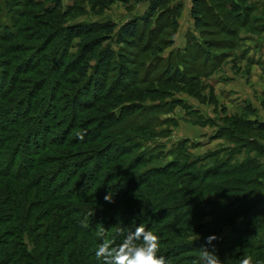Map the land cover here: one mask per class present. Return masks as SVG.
<instances>
[{
  "label": "trees",
  "instance_id": "16d2710c",
  "mask_svg": "<svg viewBox=\"0 0 264 264\" xmlns=\"http://www.w3.org/2000/svg\"><path fill=\"white\" fill-rule=\"evenodd\" d=\"M6 1L4 0V4ZM132 1L136 4L144 2V0ZM170 1L151 0L145 15L135 16L119 28L113 26L115 24L106 22L92 26L70 27L71 32L75 30L74 32L82 35L87 33L83 36L86 38L82 39L79 47L78 61L71 63L67 69L68 72L77 71L75 79L65 78L64 71L60 70L63 64L62 59L56 65V81L53 86L47 82L49 79H46L34 81L30 89L23 87L28 84L23 76L36 70L42 60L37 62L32 70L31 68L27 70L31 63L30 57L25 62L19 60L9 80H7L8 72L0 71V101L8 102L10 105L3 108L0 106V195L2 190L7 194L5 197L1 195L0 198V264H29V262H34L32 264H72V262L76 264L79 260L81 264H102L94 255L98 244L114 238L119 243L122 239L118 235L120 227L125 228L126 231L131 228L134 230L140 223L159 236L158 255L164 256L169 263L172 261L181 263L192 253L200 254L202 245L208 247L209 251L214 250L216 255L241 245L237 239L232 241L220 236L211 245H207L204 239L193 241L189 237L193 231L201 238L220 234L218 232L221 231L217 229V226L225 221L226 216L233 214L231 213L234 209L233 205L238 201L243 202L248 194L237 197L232 204L222 203L218 199L212 200L204 197V194L210 193L218 198L219 195L225 197L238 186L237 184L245 183L244 179L232 180L233 177L246 175L251 164L256 165V161L242 160L230 164V161L234 159L228 157L229 160L216 162L213 170L205 173L189 172L169 182L166 180L167 177H173L175 174L171 172L172 169L187 171L191 169V166L199 164L200 160L190 162L188 156L181 152L184 150L183 146L179 145L171 153L165 154L166 157L164 155L156 157L160 160L171 157L172 160L165 165L145 168L153 158L152 155L147 157L145 153L136 156L132 163L128 164L124 161V156L132 153L127 144L132 139L122 137L109 139V135L117 131L108 128L115 123L121 125L120 130L135 126L121 121V116H112L109 120L110 124L101 123L100 128L96 130L97 134L91 133L82 140L75 136L71 137L78 122L75 117L80 112L92 108V105L88 101L81 102L78 93L73 96L65 94L63 97L66 100L63 104L60 103L63 98L59 95V89L64 81L74 86L79 85L86 80L92 70L94 77H103L106 70L113 63L115 64L118 58L122 59L121 48L119 52H116L108 45L103 46L104 42L112 40L113 37L119 47L126 44L135 48L134 41L142 35L139 26L145 29L149 27L153 19L160 16L162 10H165L166 15L170 17L172 25L176 26L177 22L174 19L182 11V3L181 0H176L178 3L172 6L169 4ZM234 1L235 4L233 0H213V5L212 0H191L190 17L194 29L198 30L206 25L205 17H209L211 22L220 25L219 19L223 21L228 20L225 17L230 19L229 11L233 13L239 26L246 25L250 7H240L241 0ZM27 3L28 0H26ZM54 4V9L59 10V0H54ZM241 15L243 16L240 20ZM60 24L53 21L49 25L51 29L56 30L59 29ZM90 32L103 34L101 37L91 38ZM171 44L172 42H169L165 46ZM200 46L205 47L204 42L194 46L193 55H198ZM12 51L19 52L17 48ZM206 51H203L202 67L216 60L213 54H209L208 49ZM61 55L63 59H68L67 45H63ZM187 60L188 56L173 55L167 61L163 71L166 75L163 78L164 82L169 80L170 83L185 85L189 81L187 72H191L189 75L202 74L201 71L197 73V70L202 68L197 62L191 65ZM27 61L29 65L26 64ZM161 61L157 59L155 62ZM120 63L119 81H124L126 67L125 64L122 65L123 62ZM170 64L172 68H168ZM154 71H157V68ZM30 83L32 84L31 80ZM98 83L102 84V82ZM54 94H56V109L46 105ZM104 97L106 98L107 95ZM58 119L60 120L57 121ZM240 126L264 133V124L258 122L242 120ZM53 131H60L56 138L51 134ZM104 133L108 134L104 136L102 135ZM128 139L130 140L126 141ZM136 139L132 141L136 143ZM101 141H103L102 148L87 152L66 151L81 144ZM231 141H243L242 148L259 153L264 152L263 146L253 141H244L239 136L231 137ZM177 151H180V154L176 155ZM235 153L237 150L234 151ZM43 154L46 156L42 157ZM140 167L141 169L137 171ZM133 171L137 172L133 173ZM253 177L251 176V180L254 182ZM207 178L215 181L212 184L207 183ZM13 183H21L25 186L26 193H23L25 194L23 200L15 196L16 189L11 187ZM9 190L12 193L8 192ZM109 191L114 194V203H107L104 200V196ZM30 194L36 204L28 202ZM39 200L41 205H48L44 211L47 214L37 213L34 218L28 217L26 213L20 214L21 209L24 208L36 209L40 205ZM219 205L221 207H218ZM256 207V203L248 205L242 213L237 215L235 221L242 219L241 226H249L256 214L264 212V207L257 208L258 210ZM204 216L212 217L210 222L214 228H208L207 223L197 222ZM49 221L52 222L49 223ZM42 223L46 225L42 226ZM55 223L58 224L57 228H54ZM196 223L197 225L194 226ZM64 230L73 231L81 235L82 239L67 237L68 239L65 240L61 236L56 238V234H62ZM60 240L62 241L56 251L54 245ZM73 243L74 253L67 252L65 248H71ZM75 254L78 261L74 258ZM69 260L72 262L68 263Z\"/></svg>",
  "mask_w": 264,
  "mask_h": 264
},
{
  "label": "rangeland",
  "instance_id": "374dc122",
  "mask_svg": "<svg viewBox=\"0 0 264 264\" xmlns=\"http://www.w3.org/2000/svg\"><path fill=\"white\" fill-rule=\"evenodd\" d=\"M150 1L144 0L136 4L132 0H59L60 9L56 10L54 0H28L27 4L26 0H7L5 4L4 0H0V71L8 72L7 80H9L19 60L25 62L30 57L31 63L26 62L30 64L27 70L28 68L32 70L34 65L42 60L34 70L36 73L31 71L23 76L24 81L28 83L23 87L30 89L34 81L46 79H49L47 82L53 86L56 81V65L62 59L63 64L60 70L64 71L65 78L75 79L77 71L68 72L67 69L71 63L78 61L79 47L82 39L86 38L83 36L87 33L82 35L74 32L75 30L71 32L69 28L105 22L115 24L113 26L119 28L131 18L145 15ZM180 2L184 4L185 0ZM241 2L237 3L240 7H250L247 23L244 26H239L233 13L229 11L230 19L226 17L225 19L228 20L219 19L220 25L211 22L209 17H205L206 25L196 30L189 9L185 12L180 11L175 16L177 25L173 26L170 17L166 15L165 10H162L160 16L158 18L156 16L149 27L145 29L139 26L142 35L134 41L135 48L126 44L119 47L113 37L112 40L102 44L108 45L116 52H119L120 48L123 51L122 59L118 58L115 64L113 63L106 70L103 77H94L92 70L86 80L79 85L74 86L64 81L59 89V95L63 98L60 101L62 104L66 100L63 97L65 94L73 96L78 93L81 102L88 101L92 105V108L80 112L75 117L78 122L71 137L76 138L80 133H85L84 137L90 136L91 133L97 134L96 130L100 128L101 123L110 124L109 120L112 116H121V121L135 126L120 130L121 125L115 123L108 128L117 131L115 134H110L109 139L122 137L134 141L137 138L135 140L137 144L130 139L126 140H130L127 144L132 152L124 156V161L128 164L132 163L136 156L145 153L147 157L153 156L145 168L165 165L172 160L171 157L165 160L156 157L163 155L166 157L179 145L183 146L184 150L181 152L188 156L190 162L200 160L199 164L191 166V169L187 171L172 169L171 172L175 174L173 177H167L166 180L169 182L189 172L205 173L213 170L216 162L229 160L228 157L234 159L230 161V164L242 160L256 161V165L251 164L246 175H236L233 179L231 178L232 180L242 178L245 181L244 184H237L238 186L225 197L219 195L218 198L210 193L204 194V197L232 204L237 197L248 194L243 202L238 201L233 205L234 209L231 211L233 214L226 216L225 221L217 226V229L221 231L218 232L220 234L217 238L220 236L232 241L237 239L241 245L219 254L218 257L222 264H240L244 258H250L252 264H264V212L256 214L249 226H241L242 219L235 221L237 215L242 213L248 205L256 203V210L264 207V152L259 153L242 148L243 141H231V137L239 136L244 141H253L264 147L263 132L240 126L242 120L264 124V0H241ZM177 3L176 0L169 2L172 6ZM233 3L235 4L234 0ZM212 4L214 5L213 0ZM53 21L61 23L59 29H51L49 24ZM102 34L90 32L89 37H101ZM169 42L172 44L165 46ZM203 42L205 47L200 46L198 55H193L194 46L201 45ZM62 44L67 45L68 59H63L61 55ZM15 48L19 52H11ZM207 49L216 60L202 67L203 51ZM56 50H59L58 54ZM173 55L188 56L187 62L191 65L197 62L202 67L197 70V73L201 71L202 74L189 75L191 72H187L189 81L185 85L170 83L169 80L164 82L163 78L166 75L163 71L167 61ZM156 57L162 61L156 63ZM195 58H197L196 61ZM120 62H123L122 65L125 64L126 67L124 81H119ZM42 64L46 65L42 66ZM169 67L172 68V65L170 64ZM156 68L157 71H154ZM46 105L56 109V94L47 101ZM0 106L3 108L10 105L8 102L0 101ZM46 124L50 123L46 122ZM59 133L60 131L51 132L55 138ZM102 143L103 141L93 144L85 143L66 151L87 152L102 148ZM235 150L237 153L234 154ZM177 152L176 155L180 154V151ZM58 158L62 160L61 157ZM140 169L141 167L137 171ZM251 176H254L252 178L254 182ZM214 181L211 178L206 179L207 183L212 184ZM11 187L16 189V197L22 200L25 198L23 184L13 183ZM8 192L12 193L10 190ZM1 193L2 196H7L3 190ZM40 200V205L36 209L24 208L21 209L20 214L26 213L28 217L34 218L37 213H44L48 205H41ZM28 202L36 204L31 194ZM211 218V216H204L197 222L207 223L208 228L212 229L214 227L210 222ZM44 224L46 225L42 223V226ZM54 225H56L54 228H57L58 224ZM196 225L197 223L194 226ZM42 230L45 231L44 228ZM64 231H61L62 234H56V238L61 236L65 240L82 239L81 235L73 231ZM189 238L193 241L205 240L195 231L191 232ZM61 241L54 245L56 251ZM248 244H252L251 247ZM73 247L74 243L71 248H65V250L74 253ZM74 258L78 261L76 254ZM199 259L200 254L192 253L181 263L172 261L169 264H198ZM71 262V260L68 261V263ZM32 263L34 262H29V264ZM76 264H81V260Z\"/></svg>",
  "mask_w": 264,
  "mask_h": 264
},
{
  "label": "clouds",
  "instance_id": "9594fccd",
  "mask_svg": "<svg viewBox=\"0 0 264 264\" xmlns=\"http://www.w3.org/2000/svg\"><path fill=\"white\" fill-rule=\"evenodd\" d=\"M84 135L85 133H80L78 138L82 140ZM113 195L109 191L104 196L105 202L114 203ZM118 235L122 237L119 243L114 238L98 244L94 255L102 264H169L164 256L158 255L160 250L159 236L146 229L143 223L135 226L134 230L131 228L126 231L125 228L120 227ZM216 239L217 236L209 235L205 238L206 244L211 245ZM200 249L198 264H222L214 250L209 251L208 247L203 245ZM240 264H252V261L250 258H244Z\"/></svg>",
  "mask_w": 264,
  "mask_h": 264
},
{
  "label": "crops",
  "instance_id": "0c3cea01",
  "mask_svg": "<svg viewBox=\"0 0 264 264\" xmlns=\"http://www.w3.org/2000/svg\"><path fill=\"white\" fill-rule=\"evenodd\" d=\"M182 3V2H181ZM182 11L185 12L189 9V12H190V9H191V0H185L184 4L182 3ZM126 21V20H125Z\"/></svg>",
  "mask_w": 264,
  "mask_h": 264
}]
</instances>
